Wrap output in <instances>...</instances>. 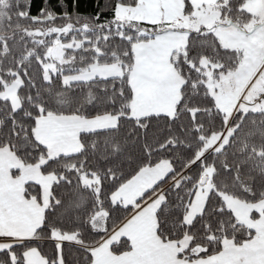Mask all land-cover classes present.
Segmentation results:
<instances>
[{
	"label": "snow or ice",
	"instance_id": "obj_1",
	"mask_svg": "<svg viewBox=\"0 0 264 264\" xmlns=\"http://www.w3.org/2000/svg\"><path fill=\"white\" fill-rule=\"evenodd\" d=\"M111 10L0 0V264H264V0Z\"/></svg>",
	"mask_w": 264,
	"mask_h": 264
},
{
	"label": "trees",
	"instance_id": "obj_2",
	"mask_svg": "<svg viewBox=\"0 0 264 264\" xmlns=\"http://www.w3.org/2000/svg\"><path fill=\"white\" fill-rule=\"evenodd\" d=\"M114 2L115 0H63L62 5L61 0H20L21 7L24 10H28L31 16H40L42 9L45 12H53L57 16V19L53 22V26H58L64 22L60 19V17H63L65 13H67V22H72L77 24V26H82L84 23L94 22L97 19V14H99V21L103 22L113 16V11L111 8ZM77 18L79 19L77 20ZM9 43L12 42L10 41ZM14 53L16 56H19L20 46H16L14 48ZM38 69V64L34 62L29 72V74L32 75L33 78L37 80V82L40 81V72ZM255 119L258 124L260 119L259 116H255ZM253 128L254 125L251 123V119L245 121L243 125L244 131L252 130ZM149 135L151 138V133ZM253 142L257 145V147H259V138H256ZM161 187L163 189H169L171 187L170 177L166 178V180L161 183ZM112 215L113 217H121L122 220L125 213L124 210L121 209L117 212H114ZM70 218L71 214L69 215V219ZM65 227H68V225L66 224ZM108 227L109 232H111L113 228L111 222H109ZM102 235L103 233H101L99 236L95 233H92L91 235L85 234L84 239L86 241H91L93 237L100 239V236ZM30 246H37L38 250L50 260L56 256L55 241H34ZM63 258L65 260V264H84L82 250L79 248V246L73 243H64Z\"/></svg>",
	"mask_w": 264,
	"mask_h": 264
}]
</instances>
